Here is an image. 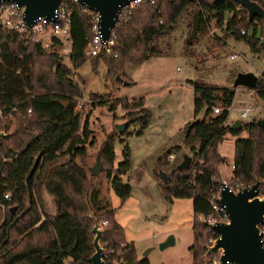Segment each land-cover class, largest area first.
I'll return each instance as SVG.
<instances>
[{
  "label": "trees",
  "instance_id": "obj_1",
  "mask_svg": "<svg viewBox=\"0 0 264 264\" xmlns=\"http://www.w3.org/2000/svg\"><path fill=\"white\" fill-rule=\"evenodd\" d=\"M253 1L264 9V0ZM64 3L69 20L68 54L45 49L39 41L0 26V110L6 114L0 119V129L6 132L0 138V153L8 157L2 164L0 191L9 192L0 210V264H69L70 260L73 264H90L93 219L89 211L98 224L103 221L99 225L100 244L114 248L103 254L106 264H149L147 257L137 255L133 241L125 238L114 218V207L100 194L94 175L87 174L83 158L86 146L94 141L88 124L91 109L104 105L115 117L116 107L122 108L120 117L128 125L120 131L114 126L115 132L100 141L97 152L121 203L131 189L120 178L130 163L129 147L122 135H140L152 113L143 96L108 98L97 92H89L85 106L83 103L77 108L82 88L72 72L88 57L95 68L102 57L109 74L127 79L124 64H139L160 52L157 38L168 34L184 13L189 25L193 11L198 17L197 35L204 32L211 18L223 33L244 41L253 52L264 53V18L254 15L249 19L246 9L234 0H140L129 13L118 14L111 33L115 54L88 56L84 51L92 35L91 9H84L77 0ZM195 40L185 38L184 44ZM190 84L192 116L183 128L182 143L191 161L184 168H178L177 163L169 166L165 181L158 172L152 174L166 201L191 199L192 240L188 249L192 264H200L205 258L204 247L216 232L194 215L212 211L209 198L218 185L216 163L222 159L217 145L226 133L234 136L228 182L244 187L257 179V184L264 186V127L255 122L257 118L239 120L237 127L226 122L233 87L198 80ZM252 88L262 98L264 112V69ZM213 106L219 111L213 112ZM129 125L133 126L131 130ZM243 131L245 135H240ZM115 138L123 145L121 159L113 166ZM177 147L166 148L157 157L158 162H166L164 156ZM42 191L51 196V212L44 208Z\"/></svg>",
  "mask_w": 264,
  "mask_h": 264
},
{
  "label": "rangeland",
  "instance_id": "obj_2",
  "mask_svg": "<svg viewBox=\"0 0 264 264\" xmlns=\"http://www.w3.org/2000/svg\"><path fill=\"white\" fill-rule=\"evenodd\" d=\"M188 18L184 13L168 34L157 38L160 52L150 55L139 64H124L123 69L128 78L121 79L127 80V83L116 80V74L107 72L102 57L97 60L95 68L91 66V59L88 57L72 72L73 78L82 88L77 108H81L83 103L85 106L89 92H97L108 98L135 99L143 96L145 106L152 113L153 126L149 131L141 136L122 135L130 151L129 168L125 174L120 175L121 181L127 182L131 187L124 200L120 203L105 176L102 163V169L92 177L100 189V194L107 197L114 207V218L122 226L125 238L133 241L138 256L145 253L149 264H192V253L188 249L192 240L191 199L175 197L170 202L166 201L152 174V171L161 170L168 175V167L180 162L183 155H188L191 161L190 153L182 143L183 128L192 116L190 81L198 80L206 84L233 87L232 80L236 72L251 71L258 76L264 69V53L253 52L244 41L223 33L211 18L206 23L204 32L197 35L196 30L194 36L196 40L185 46L184 41L191 28V18L189 25ZM233 88L231 105L236 107L235 113H238L237 107L249 101L260 107L241 119L232 115L226 119L227 123H233L237 119L245 121L263 116L262 98L253 90L249 92L242 85ZM78 104H81L80 107ZM122 112L123 109L117 106L114 110L115 117H112L113 112L104 105H97L91 109L88 124L94 141L92 145L86 146L83 158L88 175H90L88 167L95 163L96 157L98 158L100 141L110 132H115L116 124L124 122L128 125L126 119L120 117ZM132 128V125L128 126L129 130ZM240 135H245V132ZM233 138V135L226 133L218 143L222 159L216 163L222 175V178L217 179L225 180L229 185H232L228 181L231 175ZM122 145L118 138L114 139L113 166L121 159ZM176 145L177 148H172L171 152L164 156L166 162L159 163L157 157L162 155L166 148ZM46 195L49 200L44 208L52 211L51 196L47 193ZM168 235L172 236V242L159 248L158 243Z\"/></svg>",
  "mask_w": 264,
  "mask_h": 264
},
{
  "label": "water",
  "instance_id": "obj_3",
  "mask_svg": "<svg viewBox=\"0 0 264 264\" xmlns=\"http://www.w3.org/2000/svg\"><path fill=\"white\" fill-rule=\"evenodd\" d=\"M15 2L18 6L23 7V19L30 24L37 16H52L54 9L59 4L60 0H0ZM85 7L94 10L98 15V28L102 39H106L110 29L117 20L120 6L128 0H77ZM246 9L247 17L250 19L256 15L264 18V9L253 0H234ZM197 13L193 11L191 14V28L187 36L192 39L196 33ZM264 41V38L261 40ZM115 78L127 83V80L121 79L119 75ZM257 75L251 71L236 72L232 86L242 85L247 88H252L256 85ZM255 122L264 127V117H259ZM240 124L239 119L235 120L231 126L237 127ZM125 123L116 124L117 131L125 127ZM6 135L4 130H0V138ZM190 157L183 155L180 162L176 164L178 168L188 166ZM102 169L101 162L96 157L95 163L88 167V171L92 175H96ZM162 181L167 179V174L164 171L158 172ZM220 184L218 202L223 207L227 220L215 221L211 224V228L217 233L213 242L209 244L206 252H215L220 250L219 264H264V244L259 239L258 223H261L264 218V196L256 194V186L258 180L255 179L249 186H244L233 191L222 180H218ZM132 193V191H131ZM88 215L92 217L93 224L91 230L93 232L92 246L93 251L89 255L90 264H106L103 259L104 246L99 242L101 228L98 221L89 211ZM172 236L168 235L165 239L158 243L159 248L170 244ZM144 252L142 255L144 256ZM69 264H73L70 260ZM113 264H121V261Z\"/></svg>",
  "mask_w": 264,
  "mask_h": 264
},
{
  "label": "built area",
  "instance_id": "obj_4",
  "mask_svg": "<svg viewBox=\"0 0 264 264\" xmlns=\"http://www.w3.org/2000/svg\"><path fill=\"white\" fill-rule=\"evenodd\" d=\"M140 0H128L126 3L122 4L120 6L119 12L123 14H127L130 12L131 8L135 6ZM152 1V0H150ZM84 9H87L83 5ZM23 7L18 6L15 2H8V1H0V26L2 28H8L13 29L17 33L25 34L27 37H30L34 40H37L40 42L41 46L45 49H53V50H59L63 52L64 54H68L70 52L69 47V20H68V12L65 8L64 0H60L59 4L53 11L52 16H37L33 21L28 24L26 20L23 19ZM92 12V24H91V30L92 35L86 42V48H85V54L88 56H92L95 54H110L115 52H112V43L113 39L111 37L112 28L109 31V35L106 39H102L101 34L99 32L98 28V15L97 12L94 10H91ZM118 12V14H119ZM240 32H243L241 29ZM81 104H78L77 106L80 107ZM262 106V105H261ZM260 105H257L255 102H247L243 106L237 107L238 113H235L236 107H233L232 105H229L227 108V115L226 119L228 117H231L232 115H236L238 118L241 119V117H246L249 112H252L254 109L259 108ZM213 112H218L219 107L213 106L212 108ZM29 111V109H27ZM6 114H4L0 110V119L4 118ZM1 130V129H0ZM8 159L7 156L0 153V179L3 178V172H2V164ZM1 181V180H0ZM218 181V179H217ZM225 184L226 181L222 180ZM230 189L233 191L238 190L242 188L240 183H235L232 185L227 184ZM219 190H220V184L218 182V185L215 187L214 191L211 193L209 201L211 203L212 211L207 214H201L197 213L194 215V218L199 221H203L208 228H211V224L215 221H225L227 220L226 213L223 209V207L219 204L218 198H219ZM256 194L258 196H264V186L258 185L256 186ZM9 199V192L7 190L0 191V210H3L5 207V203L3 200ZM103 224V221L100 222L101 225ZM258 233H259V239L264 244V218L261 223H258ZM216 235L210 239V242L205 245L204 249V256L205 258L200 264H219V254L221 253L220 250H217L215 252H206V249L208 248L209 244H211L214 240ZM104 246L103 254L106 252L113 251V246L110 244L109 246L105 244H101ZM209 254V256H207ZM227 264H233V263H227Z\"/></svg>",
  "mask_w": 264,
  "mask_h": 264
},
{
  "label": "crops",
  "instance_id": "obj_5",
  "mask_svg": "<svg viewBox=\"0 0 264 264\" xmlns=\"http://www.w3.org/2000/svg\"><path fill=\"white\" fill-rule=\"evenodd\" d=\"M188 85H190L189 83H187ZM246 89L247 90H249V92L250 91H252L253 90V88H247L246 87ZM153 116H151V118H150V120H149V122H148V124H147V126L145 127V129L143 130V132L139 135V136H141V135H143L144 133H146L147 131H149L150 129H151V127L153 126H151V124H152V120H153V118H152ZM217 150H218V145H217ZM219 152V151H218ZM220 153V152H219ZM233 154V153H232ZM221 155V154H220ZM217 167V166H216ZM218 169V168H217ZM219 171V170H218ZM219 178H222V175L220 174V172H219ZM153 180V179H152ZM154 181V180H153ZM48 194V193H47ZM42 197H43V201H44V205H45V203L46 204H48L47 203V201L49 200V198H48V196L46 195V192H44V191H42ZM49 212H51V211H49ZM117 220V219H116ZM118 221V220H117ZM119 222V221H118ZM135 249H136V247H135ZM137 253V252H136ZM69 260V259H68ZM70 262V261H69Z\"/></svg>",
  "mask_w": 264,
  "mask_h": 264
}]
</instances>
